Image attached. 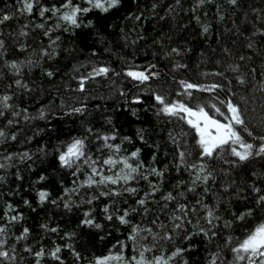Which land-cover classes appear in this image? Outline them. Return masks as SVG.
Masks as SVG:
<instances>
[{"label":"snow or ice","instance_id":"6c2138e0","mask_svg":"<svg viewBox=\"0 0 264 264\" xmlns=\"http://www.w3.org/2000/svg\"><path fill=\"white\" fill-rule=\"evenodd\" d=\"M257 2L260 6L248 3L245 7V0H192L186 8L182 0H173L164 8L159 20H175L180 12L191 13L189 24L195 22L198 34L204 37L212 30L209 12L214 10L217 25L231 21V27L224 32L236 37L231 40L232 45L243 37L245 51L233 56L230 47L221 46L220 52L229 59H216V68L200 70L196 80L179 75L189 70L188 64L182 62L191 51L187 46H165L160 38L153 39L152 44L159 46L160 51H153L152 56L155 59L159 55L168 62L167 72H162L156 62L134 64L125 56H118L120 65L113 67L100 59L92 47L89 57L64 73V91L61 87L53 88L59 102L49 99L34 112L22 106L20 97L27 99L37 87L41 92L43 88L26 76L37 67L49 80L57 76L59 69L45 67L44 63H55L61 51L68 55L75 51L71 45L61 47L64 33L75 36L76 30H91L103 45L106 37L88 16L96 11L106 18L124 7V0H15L14 5H5L6 10L0 9V144L17 139L22 121L31 124L43 120L50 139L52 134L56 135L51 147L38 142L33 152H7L0 157V187L5 185L9 168L24 165L31 169L37 160L46 163L33 181L35 202L63 207L66 212L87 205L81 211L78 226L87 229L85 235L90 237L77 246L74 240L78 233L65 231L62 244L53 242L47 250L44 246L33 248L22 243L29 239L28 227L21 225L9 232L24 217L11 202L5 201L0 222V264H25L26 257H31L27 264H45L47 260L52 264H189L185 254L196 249L193 241L197 237L204 244L203 264H264V43L257 45V40L264 41V0ZM161 3L162 0H153L150 8L145 9L138 0H132L136 9L129 10L121 23L130 21L135 26L128 31L121 26L119 40L124 48L133 49V59L135 46L144 39L137 29L142 30L146 20L157 15ZM145 11L149 16H145ZM238 13L241 24L236 22ZM21 18L24 22L18 27L8 23ZM112 27L106 24V28ZM185 27L180 25L181 29ZM30 30H40L47 45L40 42L29 53L31 45L26 38ZM9 36L13 37L11 43L7 42ZM167 39L171 41L172 37ZM16 52L27 55L13 58ZM104 52H111V48L104 47ZM200 56L197 69L200 63L208 62L204 52ZM163 76L178 85L175 93L168 82L161 83ZM209 79L211 82H202ZM100 82H104L109 96H119L122 107L130 109L132 116L137 115L138 106H143L169 124L179 121L187 125V129L168 130L167 142L174 146L171 156L166 151L161 153L160 144L150 142L141 127L136 130V140L150 150L155 149L147 159L142 158V147L133 143L131 136H122L113 121L125 113L114 110L106 114L100 104L90 109V100L106 99L105 95L98 97L92 87ZM125 82L130 87L125 88ZM255 93L261 97L259 110L248 106L250 100L255 102ZM96 112L100 114L99 127L92 119ZM53 121L71 122L78 127L69 129L66 138L60 139ZM105 126L107 130L101 131ZM12 127L16 130L10 131ZM44 131L37 129L34 134ZM31 139L32 136L26 137ZM158 155L163 158L158 159ZM171 172L177 173L178 178L166 189ZM13 174L17 181L21 180L19 168ZM181 174H186V178ZM64 177H71L67 185ZM57 184L59 194L53 198ZM13 194L19 195V191L8 193ZM101 197L107 202L99 206L97 215L93 204ZM22 203L31 207L28 199L22 198ZM10 212L13 214L9 215ZM120 226L125 230L121 234L123 239L118 235L106 254L88 252L84 245L104 241L109 235L107 229L119 233ZM39 227L58 232V226L41 223ZM217 240L222 242L214 244ZM18 248L23 254H18ZM126 248H130V255L125 253Z\"/></svg>","mask_w":264,"mask_h":264},{"label":"trees","instance_id":"16d2710c","mask_svg":"<svg viewBox=\"0 0 264 264\" xmlns=\"http://www.w3.org/2000/svg\"><path fill=\"white\" fill-rule=\"evenodd\" d=\"M50 2H55V0H50ZM153 0H138V3L144 6L145 9L150 8V4ZM192 0H182V4L184 7H190ZM169 3H173V0H162V3L157 8L156 16H152L146 20L143 25L141 31L144 36L143 40L138 41L135 46V58L133 59V49L132 48H124L123 41L119 40V28L123 26L125 31L135 26L134 22L123 21V18L126 16L129 10H135L136 5L132 4V0H124V7H122L118 12L108 15L106 18L101 16L98 12L94 11L89 14L88 18L93 19L96 22L97 28L104 34L106 37L105 43L99 44L95 36L91 34V30L81 29L76 30L75 36L70 35L68 33L57 32V35H61V47H69L70 45L75 48L70 55L65 54L63 51L60 52L57 57L55 63L45 62L44 66L48 67L51 65L53 68H58L59 72L57 76L49 80L47 77L41 75V69L39 67L33 68L32 72L26 76L30 81L34 80L36 85L42 86L43 92H41V88L37 87L36 91L32 93L27 99L23 96L20 97L19 102L22 106H27L30 112H34L36 108H38L41 104L47 103L49 99H55L58 103V97L53 92V88L61 87V82L67 79V76L64 73H68L71 71L72 65L77 62H83L86 57H89V49L95 47L97 52L100 54V59L104 61H108L113 67H119L120 61L117 58L118 56H125L128 59L132 60L134 64L145 65L148 62H156L158 64V68L162 70V72H167L168 62L166 60H161L159 55L155 57L152 56V52H159V46H155L152 44L154 38H160L162 43L165 46H176L179 45L181 47L187 46L191 48V51L184 57V63H187L189 66V70L187 73L181 71L180 76H190L193 80L198 79V72L200 70L210 71L213 68H216V65L213 63L216 59H222L223 61H227L229 58L225 57L221 52V46H228L233 51V56L239 54L240 52L245 51L243 49V37L239 38L236 45L231 44L232 39H236V37L232 36L231 33H225L224 29L231 27V21H225L223 24L217 25L215 19L213 18V11L209 12V18L212 23V30L207 37L199 35V29L195 25V22H191L189 24L190 15H187L184 12H180L178 17L175 20H171L169 18H165L164 20H159V15L164 14V8L167 7ZM248 3H252L253 6H260V3L257 0H245V7H247ZM6 4H15V0H0V9L6 10ZM145 16H149V12L145 11ZM24 20L21 18L19 21H9L13 27H18L19 24L23 23ZM237 24H241L240 14L238 13L236 16ZM106 24L113 25L112 28H106ZM184 24L186 27L184 29L180 28V25ZM243 26V25H241ZM11 31V29H8ZM217 32H219V38L217 37ZM247 35V32H245ZM168 36H171L172 39L169 41L167 39ZM13 37H7V42L11 43ZM26 42L31 45L29 49V53L31 49L37 48L40 42L47 45V38L43 37L40 30H30L29 36L26 38ZM110 42V43H109ZM264 43V41L257 40V45ZM104 47H110L111 52L105 53ZM212 49L216 51L213 52ZM205 53V58L207 59V63H200L199 69L195 67V65L200 62L201 56L200 53ZM116 53V55H113ZM251 54V53H249ZM27 53L16 52L15 57L13 58H23ZM179 59V58H178ZM219 70V69H218ZM27 72V70H25ZM83 71V69L81 70ZM227 76L231 77V73H226ZM219 79V78H214ZM259 79V76H257ZM168 82V77L163 76L161 83ZM202 82H211V79L205 80ZM104 82H100V84H93V88L96 91L97 96L105 95L106 99L100 100H90L89 107L94 104H100L102 109L106 110L107 113H111L114 110L123 112L126 115H121L119 119L116 117L113 118L114 123L120 130V134L128 135L133 138V143L137 146L142 147V158L147 159L150 155L151 150L146 145H142L141 142L136 140L135 133L137 128L143 127L145 129V133L148 137H150V142H156L160 144V152H168L169 156L172 155L174 151V146L167 142V134L168 130L171 128L174 131H179L181 127L187 129V125L183 124V122L174 121L172 124H169L164 117H156L152 112L145 111L143 106H138V112L136 116H132L130 114V109H125L122 107L123 101L119 98L118 95H108V89L103 86ZM124 87L128 88L130 85L125 82ZM168 87L172 90L173 93L178 90V85L174 82H168ZM248 88L251 85L247 86ZM2 91V89H0ZM63 88L61 87V92H63ZM246 91V89H244ZM196 95L208 96L207 93H195ZM255 102L252 100L249 101V108L255 107L257 110L261 108V97L259 93H255ZM259 114V112H257ZM96 126H100V114L96 112L92 117ZM127 121V122H126ZM52 126L58 129L59 138L65 139L69 129H73L74 127H78V125H73L71 122L64 123L59 121L51 122ZM46 122L43 120H35L31 124H26L23 121L19 125L20 132L17 135V139L15 141H9L5 144H0V157L5 155L7 152H23L25 150L33 152L39 146V144H46L51 147L52 143H55L56 135L52 134L50 139V134L48 129L45 128ZM122 125V127H121ZM0 126H3V119H0ZM37 129H45L44 132L39 133L38 135L34 134ZM16 128L12 127L10 131H15ZM101 131H106L107 126L100 129ZM32 136L31 140H26V137ZM191 140V138L189 137ZM118 142V141H117ZM167 144V146H166ZM125 147H130V145H125ZM104 154H106V150H102ZM163 157L158 155V159H162ZM3 161L0 160V163ZM45 164H41L40 161H36V163L32 166L31 169L27 168L24 165H18L16 167H11L7 170L9 173L6 178L5 185L0 187V222H3V204L5 201L11 202L15 210L17 212L23 213V220L19 223L13 225L9 228V232L16 231L21 227V225L26 226L30 229V236L27 241L22 243H26L31 245L33 248L44 246L47 250L54 243L62 244L64 240L61 239L63 233L65 231H76L78 233L74 242L77 246H80L84 243L85 239H89L85 233L88 231L80 226H78V218L81 215V211L83 208H87V205L82 206V209H73L71 212H66L63 207L57 208L52 206L51 204L45 203L43 205H39L35 202V193L33 190V181L37 179V173L41 172L45 167ZM19 168L21 180L17 181L15 173ZM0 174H3V170H0ZM47 174V173H45ZM185 176L186 174H181ZM83 177L81 176V179ZM178 178L177 173L171 172L165 182V188L167 189L170 185ZM65 184L70 183L71 177H64ZM141 186L143 187V182H141ZM39 187V184L36 185ZM19 191V195H8L9 192ZM59 194V184H57L56 188L53 189L52 195L55 198L56 195ZM23 199H28L30 201L31 207L24 205L22 203ZM191 198V194L190 197ZM105 198L101 197L99 201L94 202L93 207L97 215L100 212V205L106 203ZM130 204L133 203L132 199L128 201ZM123 207V205H121ZM32 209H35L33 211ZM13 213H9L11 215ZM137 219V217H133V220ZM41 223H46L50 227L58 226L57 233H50L46 230H42L39 225ZM251 223V221L249 222ZM109 235L105 236L104 241H96L95 243H89L84 245L90 254L101 255L106 254L107 248L110 247L114 242L115 238L119 235L121 239H123L122 233H124V227L120 226V232H116L114 229H107ZM197 244L196 249L186 253V258L189 260V264H203V248L204 244L201 241L200 237H197L194 241ZM222 241H215V243H221ZM214 244L210 247H214ZM18 254H23L21 249H17ZM125 253L127 255L131 254L130 248L125 249ZM64 256L67 258V250H64ZM31 260V257H26V262ZM45 264H52L50 260L45 261ZM178 264V262H177Z\"/></svg>","mask_w":264,"mask_h":264}]
</instances>
